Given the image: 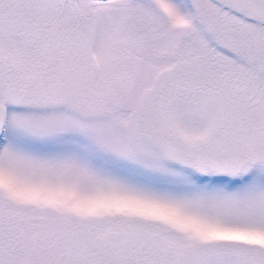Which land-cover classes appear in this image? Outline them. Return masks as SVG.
Listing matches in <instances>:
<instances>
[{
    "label": "snow or ice",
    "instance_id": "obj_1",
    "mask_svg": "<svg viewBox=\"0 0 264 264\" xmlns=\"http://www.w3.org/2000/svg\"><path fill=\"white\" fill-rule=\"evenodd\" d=\"M0 264H264V0H0Z\"/></svg>",
    "mask_w": 264,
    "mask_h": 264
}]
</instances>
